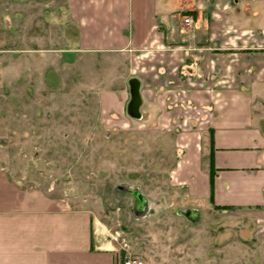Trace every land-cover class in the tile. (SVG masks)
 Masks as SVG:
<instances>
[{"label": "crops", "instance_id": "0c3cea01", "mask_svg": "<svg viewBox=\"0 0 264 264\" xmlns=\"http://www.w3.org/2000/svg\"><path fill=\"white\" fill-rule=\"evenodd\" d=\"M52 3L59 11L39 24L66 45L21 48L44 63L41 84L56 91L73 82L75 65L106 67L95 92L101 115L178 126L174 176L194 203L188 221L214 211L264 233V0ZM131 79L139 117L127 113ZM98 232L88 210L26 190L0 167V264H117ZM186 245L159 264H207L200 252L190 261Z\"/></svg>", "mask_w": 264, "mask_h": 264}, {"label": "rangeland", "instance_id": "374dc122", "mask_svg": "<svg viewBox=\"0 0 264 264\" xmlns=\"http://www.w3.org/2000/svg\"><path fill=\"white\" fill-rule=\"evenodd\" d=\"M52 1L0 0V167L26 190L88 210L117 264H159L185 242L190 261L200 252L207 264H264V233L240 227V217L203 211L191 224L184 215L195 207L174 176L177 125L101 115L95 92L106 67L75 65L73 82L56 91L41 84L44 63L22 49L66 45L39 24L59 11Z\"/></svg>", "mask_w": 264, "mask_h": 264}, {"label": "water", "instance_id": "95a60500", "mask_svg": "<svg viewBox=\"0 0 264 264\" xmlns=\"http://www.w3.org/2000/svg\"><path fill=\"white\" fill-rule=\"evenodd\" d=\"M129 94L130 98L127 103V113L132 117H139V104H140V95H139V83L136 79H131L129 81ZM135 195V198L138 199V193L132 191ZM191 211H186L185 216L189 219H193L191 216Z\"/></svg>", "mask_w": 264, "mask_h": 264}, {"label": "built area", "instance_id": "2783aa9c", "mask_svg": "<svg viewBox=\"0 0 264 264\" xmlns=\"http://www.w3.org/2000/svg\"><path fill=\"white\" fill-rule=\"evenodd\" d=\"M190 17H184L183 22L189 23ZM118 264H142V261L135 257L126 256L123 260H121Z\"/></svg>", "mask_w": 264, "mask_h": 264}, {"label": "trees", "instance_id": "16d2710c", "mask_svg": "<svg viewBox=\"0 0 264 264\" xmlns=\"http://www.w3.org/2000/svg\"><path fill=\"white\" fill-rule=\"evenodd\" d=\"M209 184H210V200H212V185H213V173L212 170L209 175Z\"/></svg>", "mask_w": 264, "mask_h": 264}]
</instances>
